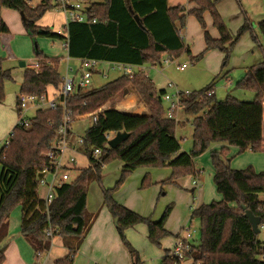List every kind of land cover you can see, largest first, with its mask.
<instances>
[{
	"label": "trees",
	"instance_id": "1",
	"mask_svg": "<svg viewBox=\"0 0 264 264\" xmlns=\"http://www.w3.org/2000/svg\"><path fill=\"white\" fill-rule=\"evenodd\" d=\"M34 0H0V36L10 33L1 16L3 8L16 11L24 17L27 36L33 43V52L39 70L25 69L19 95L43 97L50 90L59 91L63 79L60 74V60L49 59L39 49V38L65 40L61 34L38 25L41 19L56 8L41 1L33 6ZM222 0H193L196 7L170 8L168 0H106L94 4L88 10L89 22H72L67 29V53L69 59L94 60L98 63H117L132 66H157L163 57L174 61L183 53L190 56L185 46L183 31L187 18L194 16L204 31L205 49L191 58L200 61L210 51L219 50L226 54L225 64L240 38L251 32L246 21L233 39L224 24L216 6ZM241 3L243 0H236ZM132 8L133 12H130ZM209 12L219 39H213L207 32L203 15ZM138 16L142 26L134 17ZM93 20L96 23L93 24ZM264 37V21L258 24ZM0 59V104L4 103L5 83L12 79L11 70L2 67ZM92 74L95 70L91 71ZM236 90L255 94L254 101L247 103L232 97L218 101L212 86L191 93L184 102V115L193 127V149L182 152L180 140L176 137L178 123L168 120L167 93L157 90L154 83L144 74L133 77L122 75L106 85L90 90L78 89L66 99V109L72 116L91 114L108 103L123 96L125 92L135 93L148 108V116H132L114 108L98 116L83 137L79 152L88 159L90 168L79 171L74 180L58 190V197L46 208L39 199L38 173L45 164L44 154L50 151L57 139V132L63 123L65 110H37L30 119L28 128L18 125L12 131L9 144L0 149V246L8 237V220L12 213L21 208V234L30 244L39 259L50 250L55 237L65 240L70 253L55 264H73L75 250L84 239L89 226L86 211L88 185L101 180V170L110 161L123 164L122 177L111 190L104 191V203L118 220V233L128 249L133 264H142L139 254L128 242L125 232L138 225L148 228L149 242L160 247L162 240L171 236L165 229L172 206H169L158 222L144 218L125 208L114 200V195L135 171L141 168L171 169V177L163 184H172L182 178L201 179L195 160L210 151L213 145H222L219 152L211 153L214 169L213 182L219 202L203 204L195 209L191 220H198L200 241L192 246L185 260L193 264H264V242L259 240L264 229V172L257 173L253 167L234 170L230 166L229 147H235L238 154L251 152L264 154V63L250 68L245 77L237 82ZM209 93H212L210 96ZM126 133L129 137L117 148L111 149L106 135ZM100 150L95 159L93 153ZM146 176L142 187L151 186ZM194 195V191H192ZM246 211L260 219V233L256 234ZM52 231L53 237L47 234ZM69 240L76 245H67ZM170 252L163 264H182L171 259ZM4 249L0 247V264H4Z\"/></svg>",
	"mask_w": 264,
	"mask_h": 264
},
{
	"label": "rangeland",
	"instance_id": "2",
	"mask_svg": "<svg viewBox=\"0 0 264 264\" xmlns=\"http://www.w3.org/2000/svg\"><path fill=\"white\" fill-rule=\"evenodd\" d=\"M40 1L41 0H34L32 5L36 6L40 3ZM178 1L180 2L182 0ZM175 2H177V0L170 1L171 5L175 4ZM182 2V5L180 6L188 8L186 5L187 0H183ZM188 3L195 4L193 0H190ZM216 9L233 39H235L238 30L244 24L246 19H248V23L251 25L252 29L251 32L244 34L240 38L238 43L235 45L226 64V54L219 50L207 52L200 61H192L191 58L200 55L204 51L205 37L204 32L202 31L196 18L194 16H189L187 18V23L189 26L188 32H190L194 36V40H191L192 38H187L184 43L186 47L190 48V56L186 53H183L180 58H177L174 61H169L168 63H166V60L168 58L164 57L165 60L163 61L164 58L162 59V65H157L155 67L145 65L142 67L146 75H149L151 77V80L155 82L156 88L159 90L163 87V89L167 90V94L175 95L177 92L193 93L201 91L202 89H205L209 86H212L213 90L216 93V99L218 101H224L227 97H232L239 101L250 103L254 101L255 94L236 90L235 88L237 82H239L245 77L246 72L250 68L264 63V37L258 28V24L264 21V0H243L241 3H238L236 0H222L217 4ZM220 9L223 13V16L221 15ZM189 19L194 22V25L192 23L189 25ZM203 19L208 33L210 29H213L216 33H218L217 29L213 25V19L209 12H206L203 15ZM63 22L64 15L59 12V10L54 8L41 19L39 24L47 25V27L51 31L55 29L65 32V30L62 28ZM19 27L20 30L19 28H17L16 25H11V32L16 33V31L22 30L23 23L21 19ZM186 31L187 29L185 28V30L183 31L184 36H186ZM15 36L16 47L13 46V48L14 50H17L20 53V57H18V53L16 51L15 53L14 50L11 49L10 54L8 53V49L6 47L2 49L0 47V52L7 53V56L2 59V67L5 70H11L12 75V79L5 83V101L4 103L0 104V149L5 146L6 142L9 140L10 133L18 123L19 116L18 112L15 109V101L16 97L20 94V88L24 80L25 72V68H20V63L25 62L27 66H29L30 64L37 63L33 52V43L31 39L27 36L25 31L23 33L20 32V35ZM210 36L212 37L213 35L210 34ZM38 41H43V44H41V42L39 44ZM37 43L39 49L45 55L49 54V56H55L56 58H60V74L62 78H66L67 68H71L74 71L73 73L69 74L71 75V77H74L75 74L79 75V73H84L85 71H87L83 66H81V64L77 60H67L68 57L64 54V50L66 51V49L62 48V46L65 44V40L59 41L39 38L37 40ZM11 55L13 57H16V59L11 58ZM181 65H187V68L184 71H180L178 69V66ZM103 75L105 77H102ZM120 76H122L121 73L113 71L112 66L110 64H100L96 68L95 72L92 74L91 79L88 81L87 89L85 90L100 88L106 85L107 83L118 79ZM228 81L234 83L232 87L229 85ZM168 83L173 84L174 88H168ZM122 100L123 96H119L116 100L107 104V108L111 107V109H115L116 107H119L120 103H122ZM131 101L132 99H130L128 102ZM167 104L166 108H168ZM36 109L37 108L34 106H29V110L26 113V118L31 119L32 117H34ZM177 118L178 127L176 130V137L178 138V140H180L182 148L181 151L184 153H188L193 149V127L191 124V120L187 119V117L184 115V112H180ZM183 118L184 120L186 118L189 122L184 128L179 127V125H181L182 123L181 120ZM92 124V119H85L75 123L73 125V135L75 136V138H83L88 129L92 126ZM2 133H5V138H3L4 136ZM216 146L222 147V145L220 144L213 145L210 151L200 157L201 159L198 158L195 160L196 168L203 172V176L200 179V187L194 190V195L196 198L198 194L202 192L201 197L198 198V203L201 204H207L208 202L215 201L214 197L218 195L217 191L215 190L213 178L211 180V183H209L207 180L206 172L209 170L212 173L214 172L211 162V151ZM70 154L73 155L77 161L76 170L68 171V173L70 174L71 181L78 177L79 171L89 169L90 163L88 159L77 155L76 152H71ZM261 158H264V154H255L251 152L238 154V150L233 158L230 157V155L228 157V159L231 160V168L238 171L244 170L250 166H255L258 171H264V162ZM122 166V162L119 160L110 161L109 163L105 164L101 170V180L99 182L97 180H93L89 183L87 192L88 200L86 207V211L88 214L90 213L91 206H98L102 199L104 202V191L115 188V186L122 177ZM140 170L158 173L160 171L164 172L163 170H170L171 172V169L141 168ZM132 175L133 173L128 177V179L131 178ZM147 176L151 179L150 175ZM128 179L120 187L118 192L122 188L127 186V191L131 193L134 197V204L139 201L140 198L146 196V198L151 201V208H149L151 212L148 217H150L151 215L156 217L159 210L163 209V211H165L166 207L171 205L172 212H175L173 215L171 213L172 216L170 215L171 218L169 217L168 219L170 221V224L172 225V228L174 229L175 227H178L179 231L181 230L182 235H186V232L192 233L193 238L191 239V243L195 246L199 245V222L196 219L190 221V215H192L193 212V210H191L190 208H195L197 206V201L196 199H193V193L191 191V188L186 184L187 181L189 182L190 179L193 180L194 178L186 177L180 179V182H184V187H179L176 183L163 184L162 182L156 186L151 185L147 188L142 187V178H139L137 180ZM136 182H139L138 186H136ZM152 188H155V190ZM144 191H146L147 193ZM38 193L41 197H43V192L41 193V190H39ZM132 196L131 199H133ZM218 198L219 195L216 199ZM186 200H190V208L185 207L187 203ZM259 240L264 242V229L260 233ZM64 241L65 240L61 237L54 238V247L52 246V249L55 250V255L58 253V246L64 244ZM165 241L167 242L168 240ZM155 248L161 250V247ZM153 250L156 249L153 248ZM192 261V259H187L183 261L182 264H192ZM154 262V264H163V258H159L158 260L155 259ZM148 264L150 263L148 262Z\"/></svg>",
	"mask_w": 264,
	"mask_h": 264
},
{
	"label": "crops",
	"instance_id": "3",
	"mask_svg": "<svg viewBox=\"0 0 264 264\" xmlns=\"http://www.w3.org/2000/svg\"><path fill=\"white\" fill-rule=\"evenodd\" d=\"M170 1L171 0H168V6L170 8L180 6V5H182V3H184V2H182L183 0L180 2L177 0V2H175V4L171 5ZM189 1L190 0H187V2H186L187 4L185 3L188 7L187 11L196 7L195 4H192V3L189 4L188 3ZM228 1H231V0H228ZM220 12H221V15L223 16L221 9H220ZM1 16L9 28L10 34L0 36V47H1V49L6 47L8 49V53L11 54V52H10L11 49L14 50L13 46L16 47L15 46L16 36L15 35H20V32L23 33L24 31L26 33V30H25V27L23 24L21 31H16V33L11 32V29H12L11 25H13V24L16 25L17 28H19V30H20V27H19L20 19L23 23V19L18 12L3 8L1 10ZM238 16H240V15H238ZM246 20L248 21V19H246ZM246 20H245V22H246ZM64 23H65V16H64L63 24ZM191 23L194 25V22L191 19H189V25ZM63 24H62V26H64ZM38 25L40 27H43V28H48L47 25H45V24L41 25L38 23ZM186 26H187L186 27V29H187L186 36H184V34H183L184 41L187 38H189V39L192 38L191 40H194L193 39L194 36L190 32H188V30H189L188 23ZM53 32L61 34L62 36H64V34L62 33L61 30H55L54 29ZM210 34L213 35L212 36L213 39H219V37H220L219 33H216L213 29L212 30L210 29L209 35ZM40 42H41V44H43V41H38L39 44H40ZM62 48H63V46H62ZM15 51L18 53V57H20V53L17 50H14V52ZM64 54L68 57L67 51L64 50ZM46 55L45 56L48 57L49 59H60L58 57L56 58L55 56H49V54H46ZM6 56H7V53L0 52V59H3ZM11 58L16 59V57H13L12 55H11ZM68 59H69V57L67 58V60ZM164 60H165V58L163 59V61ZM77 61L79 62V60H77ZM34 64H36V63H34ZM34 64H30L29 66H27V64H26L25 69H30V67L33 66ZM226 74H228V73H226ZM146 76L151 80V77L149 75H146ZM102 77H105V76L103 75ZM153 83L155 85V82H153ZM228 83L231 87L234 84L230 81H228ZM168 84H167V86H168ZM160 90H164L165 92H167V90L163 89V87H162V89H159V91ZM57 94H58V91L50 90L48 97L57 98ZM214 95L216 97L215 91H214ZM18 96L16 97V101H15L16 111H17V98H18ZM130 99H132V101L128 102ZM106 107H108V105H106ZM115 110L118 112L127 114V115H132V116H148V115H150L148 108L140 101L139 97L135 93H133L132 91H130V93H124L122 103H120L119 107H116ZM181 122L182 123H181V125H179V127H183V128L186 127L187 123H189L186 118H185V120L183 118L181 120ZM2 134L4 136L3 138H5V135H4L5 133H2ZM222 147L216 146L211 152H219L222 149ZM229 150L231 153L230 157L233 158L237 152V149L234 147H229ZM77 155L82 156L79 153H77ZM82 157L85 158L84 156H82ZM261 159L264 162V158H261ZM76 166H77V163H76ZM252 167L255 168V171L257 173L264 172V171H258L255 166H252ZM122 168H123V166H122ZM75 170H76V168H75ZM163 171L164 172L160 171L158 173V172H148L145 170L142 171L139 169V170L133 172L132 177L129 179L130 180H132V179L137 180L139 178H142V181H143V179L147 175H150L152 186H156L162 182L167 181L171 176L170 170H163ZM206 172H207V180L209 183H211L212 178H214V172L212 173L210 170L206 171ZM191 180L192 179H190L189 182L187 181L186 184L188 186H190L191 191H194L200 187V179H198V180L193 179L192 181ZM194 182H198L199 185H195ZM175 183L178 184L179 187L180 186L184 187V182H180V180L179 181L177 180ZM138 184H139V182L138 183L136 182V186H138ZM152 189L155 190V188H152ZM39 190H41V193L43 192V197H41L38 193L39 199L43 200V198L45 196V190L43 188L39 189ZM151 190H149V191H151ZM215 190H216V188H215ZM144 192H146V191H144ZM137 194H139V193H137ZM201 195H202V192H200L198 194L197 198L195 197V195L192 196L193 199L194 200L196 199V201H197V206L195 208L192 209L190 200H186L187 203H186L185 207L186 208L191 207L190 209L194 211L199 206L203 205L201 203H198L199 202L198 198L201 197ZM218 195L214 197L215 201H213V202H219L222 200V197L220 195H219V198L216 199L218 197ZM131 196H132V194L127 191V186H125L115 195V200L118 204L124 206L125 208L137 213L138 215H140L144 218H150L151 217L153 222H158L161 219L163 213L165 212V211H163V209L158 211L156 217H154L152 215L150 217H148L150 212H151L149 209V208H151L150 207L151 201L148 200L146 198V196H144L143 198H140V200L134 204V197L132 196L133 199H131ZM87 200H88V198H87ZM210 203H212V202H208L207 204H210ZM168 207L169 206H167L166 209ZM171 213L173 215L175 212L173 211ZM88 215L90 218L89 226L87 228V231L85 233L83 241L79 245L78 249L75 250V257H74L73 264H133L130 253L123 246V243L120 239V236H119L118 230H117L118 228H117V226H115V219H114L111 211L104 205L103 199L101 200V202L98 206H91V210H90V213ZM21 219H22V210H21V208H18L17 210H15L12 213V215L10 216V218L8 220V237L3 241V243L0 246L1 248L4 249V256H5L4 264H55L58 260H62L68 256L70 251H69V248L65 245L66 244L65 241H64V244H61L58 246V248H57L58 253L55 255V250L52 249V246L54 247V243H53L54 239H53L51 242L50 250L46 254L42 255L39 259H37V256L35 255L34 250L32 249L30 244L26 241V239L21 234ZM144 226L145 225H143V226L138 225V227L135 226L134 228L128 229L125 232V235H126L128 242L131 244L133 249L139 254L142 264H148V262L150 264H154L155 259H157V260L159 258L164 259V257L175 248L177 241L180 238L185 237V234L182 235L181 230L179 231L178 227H175L173 229L172 225L170 224V221L168 220L166 222L165 229L171 234V236H170V238L168 237L169 239L166 238V239L162 240L161 246H160L161 250H160V249L155 248L156 246L152 245L149 242L148 228L146 226H145L146 227L145 228ZM165 240H168V241L166 242ZM73 244L76 245L77 242L69 240V242L67 243V245H69V246H71ZM192 246H195V245L192 244ZM153 248L156 250H153ZM41 259H42V261H41Z\"/></svg>",
	"mask_w": 264,
	"mask_h": 264
},
{
	"label": "built area",
	"instance_id": "4",
	"mask_svg": "<svg viewBox=\"0 0 264 264\" xmlns=\"http://www.w3.org/2000/svg\"><path fill=\"white\" fill-rule=\"evenodd\" d=\"M51 3L56 7L59 12L65 16V23L63 29L65 32L62 33L65 36V44L63 48L67 51V29L70 23L76 22L80 24H85L89 22L88 10L94 4L104 3L106 0H41ZM40 1V2H41ZM96 20H93V24ZM169 60H166L168 63ZM81 66H83L87 71L84 73L75 74L74 77L69 75L73 73L71 68H67L66 78H62L63 82L61 88L58 91L57 98H50L48 95L43 97H35L31 95H19L17 98V112H18V123L20 127L28 128L30 126V118H26V113L29 110V106L36 107L37 110H53L55 111L58 107H63L65 110L64 120L57 132V139L53 143L49 152L44 154L45 164L43 169L39 171L38 175H42V179L39 180V189L45 190V196L43 202L48 208L53 201L58 197V190L62 188L67 182L70 181V174L68 171H74L76 168V158L71 155V152L79 153L78 148L83 145V138H75L73 135V125L85 119H92L93 123L97 122L98 116L104 112L111 109L107 108L106 105L94 113L86 115L72 116V113L66 109V99L76 92L78 89L85 90L88 86V81L92 77V70L103 63H98L94 60H79ZM112 70L115 72H120L121 75L133 77L135 74L146 75L143 67H135L126 64L112 63ZM38 63L30 67L31 70H39ZM187 68L186 65H181L178 67L180 71H184ZM147 77V76H146ZM168 88H174V85L169 83ZM191 93L177 92L175 95L165 94L163 97L164 102H166L168 108L166 111V118L168 120H174L178 122V114L184 112L183 102ZM212 93H209L210 96ZM12 132L9 135L11 137ZM110 142L115 138L114 134H109L105 136ZM9 144V140L5 145ZM109 146V145H108ZM100 150H95L93 157L97 159L100 156ZM82 155V154H81ZM84 156V155H82ZM85 157V156H84ZM86 158V157H85ZM61 174V175H60ZM38 177V176H37ZM195 185H199L198 182H194ZM50 238L53 237L52 231L50 230L47 234ZM193 238L192 233L186 232L184 238H180L177 241L175 248L170 252L169 257L174 260L183 261L186 254L191 252Z\"/></svg>",
	"mask_w": 264,
	"mask_h": 264
},
{
	"label": "water",
	"instance_id": "5",
	"mask_svg": "<svg viewBox=\"0 0 264 264\" xmlns=\"http://www.w3.org/2000/svg\"><path fill=\"white\" fill-rule=\"evenodd\" d=\"M129 10H130V12H133L132 8H130ZM20 15H21L22 19L24 20L23 15H22V14H20ZM134 19H135V21L137 22V24H138L139 26H142L141 20H140V18H139L138 16H135ZM25 65H26L25 62H21V63H20V67H21V68H25ZM125 93H127V92H125ZM128 137H129V135L126 134V133H119V134H117V135L115 136V138L112 139V140L109 142V146H110V148H111V149H115V148H117V147H118L123 141H125ZM42 177H43L42 175H38V179H39V180H41ZM245 218L249 220L250 224L252 225V228H253L254 232H255L256 234H259V233H260L259 226H260V224H261L260 219L257 218V217H255V216L252 214V212H250V211H246V213H245ZM115 225L118 226V220H117V219L115 220Z\"/></svg>",
	"mask_w": 264,
	"mask_h": 264
}]
</instances>
